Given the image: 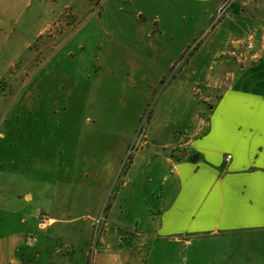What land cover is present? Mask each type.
<instances>
[{
  "label": "crops",
  "instance_id": "0c3cea01",
  "mask_svg": "<svg viewBox=\"0 0 264 264\" xmlns=\"http://www.w3.org/2000/svg\"><path fill=\"white\" fill-rule=\"evenodd\" d=\"M224 1L111 0L107 15L129 17L130 24L119 17L113 22L130 28L134 36L138 32L142 47L128 55L113 35L100 40L102 77L165 78ZM211 32L203 49L160 95L155 126L159 134L132 162L111 209L116 223L143 234L141 247L96 250L91 264H264V0H239ZM234 37L250 38L252 48L245 54L231 53L237 62L230 57L216 61L220 48ZM203 79L223 89L201 127L188 87ZM77 124L80 127V121ZM86 124L93 135L82 129L65 134L58 165L51 152L44 156L49 174L59 167L56 178H77L60 189L61 195L63 190L72 192L62 201L65 215L52 219L53 196L45 187L42 196L27 186L21 190L25 199L0 202V264H88L85 223L97 216L117 176L107 160H116L112 167L117 166L133 130L112 120ZM188 126L201 129L179 157L171 153L180 138L174 132ZM86 156L95 161H85ZM87 168L91 183L84 186ZM80 191L86 193L79 208L74 199ZM54 201L60 204H55L58 210L61 201ZM46 202L51 208L46 209ZM76 212L83 215L65 219ZM42 213L52 222L47 229L40 225ZM69 227L79 231L69 236ZM122 238L114 234L111 243Z\"/></svg>",
  "mask_w": 264,
  "mask_h": 264
},
{
  "label": "rangeland",
  "instance_id": "374dc122",
  "mask_svg": "<svg viewBox=\"0 0 264 264\" xmlns=\"http://www.w3.org/2000/svg\"><path fill=\"white\" fill-rule=\"evenodd\" d=\"M238 2L235 0L220 20L216 12L203 36H199L184 51L165 78L146 80L102 77L104 69L101 60L104 55L101 54L100 40L113 35L121 43L124 54L128 55H133L134 49L140 50L142 47L138 32L135 37L130 28H121L120 24L116 27L113 22L116 18H123L122 22L130 24L131 21L126 19L129 17L107 15L111 0H0V202L25 199L21 190L27 186L42 196L40 189L45 187L53 196L50 215L56 217L52 219L65 215V203L62 201L65 202V195L72 192L63 190L65 194L62 192L64 195H61L60 189L72 180L76 182L77 178H73L74 175L56 178L60 176L59 167H52L49 174L44 164L45 154L51 152L52 162L58 165L60 146L65 144L60 145V142H65V134L75 135L78 129H82L87 136H92V129L84 126L88 125L87 121L123 122L132 126L133 137L115 168L112 163L116 160H107L108 166L117 176L102 200L97 216L85 223L88 264H91L94 253L99 249H116L125 245L129 248V245L141 247L145 238L143 234L135 228L122 227L111 217L115 198L132 162L153 145L154 137L159 134L155 126L159 121L157 112L160 95L176 80L191 56L203 49L213 33L211 31L228 18ZM254 33L252 30L250 35ZM250 40L236 37L229 39L217 53L216 61L230 57L237 62L231 53L248 52ZM110 83L115 85L111 87ZM220 86L206 84V79H203L188 87L191 99L198 108V126L203 127L208 121L209 108L221 96L223 88ZM198 129L201 128H178L174 134L180 138L172 146L171 153L181 157ZM159 150L163 151V148ZM84 160L91 163L95 161L88 156ZM88 171L87 168L84 186L91 183ZM23 172L25 175H20ZM85 193L80 191V196H75L74 202L80 203L79 208L85 197L81 194ZM54 200L61 201L58 210L56 206L60 204ZM74 202L72 204L76 205ZM44 206L46 209L51 208L48 202ZM69 209L75 208L71 206ZM44 213L41 218L46 216L50 219ZM72 215V218L65 219H77L83 214L76 212ZM56 223L53 221V225ZM77 231L79 228L65 229L69 236ZM114 234L123 238L112 244L111 236Z\"/></svg>",
  "mask_w": 264,
  "mask_h": 264
},
{
  "label": "built area",
  "instance_id": "2783aa9c",
  "mask_svg": "<svg viewBox=\"0 0 264 264\" xmlns=\"http://www.w3.org/2000/svg\"><path fill=\"white\" fill-rule=\"evenodd\" d=\"M235 2V0H225L219 7L217 13H218V20H220V18H222L223 16H225L230 7L233 5V3ZM248 48L251 49L252 48V43H250L248 45ZM228 160L231 159V156H228L227 158ZM51 223V220L46 217V216H42L41 218V224L44 226V227H47L49 224Z\"/></svg>",
  "mask_w": 264,
  "mask_h": 264
},
{
  "label": "water",
  "instance_id": "95a60500",
  "mask_svg": "<svg viewBox=\"0 0 264 264\" xmlns=\"http://www.w3.org/2000/svg\"><path fill=\"white\" fill-rule=\"evenodd\" d=\"M187 156V155H186Z\"/></svg>",
  "mask_w": 264,
  "mask_h": 264
}]
</instances>
